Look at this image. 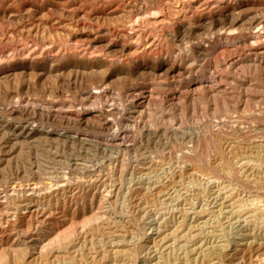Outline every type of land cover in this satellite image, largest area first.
<instances>
[{"label":"rangeland","instance_id":"rangeland-1","mask_svg":"<svg viewBox=\"0 0 264 264\" xmlns=\"http://www.w3.org/2000/svg\"><path fill=\"white\" fill-rule=\"evenodd\" d=\"M202 1L0 0V119L6 117L4 112L9 107L28 102L36 110L22 120L34 119L44 127L84 134L99 142L89 147L79 145V148L78 144L63 146L42 141L26 148L9 165L0 167L1 191L8 190L16 182L17 188L34 183L40 187L38 189L47 188L52 180L63 175L68 177L71 189L67 200H52L44 217L38 215L39 219L32 221L28 231L18 225V198H10L6 206L2 205L4 210L0 207V239L10 235L9 240L0 242L1 264H13L9 259L12 252L5 248L11 241L21 248L26 233L41 229L42 220H62L64 214L67 220L59 231L66 234V243L70 240L69 244L83 247L85 253H93L99 249L98 252L108 251L114 240L120 241V245L126 243V248L133 251V264H140L143 259L150 261L147 264H179L186 246H212L214 257L219 255L220 264H249L258 247V253L264 257V210H260L264 209V72L246 68L240 81L229 86L223 80L224 66L246 54V50H242L243 55L241 50L233 48L218 56L216 61L200 62L198 67L191 69V79L213 76L219 80L217 88L228 95L225 103L202 91H198L202 92L200 98L193 96L159 79L155 73L156 67L167 58L177 63L183 61L175 54L184 46L179 41L184 28L193 30L200 20L208 22L207 18L220 13L213 5L216 0H209L211 13L202 9ZM233 1L226 0L228 8L236 3L235 12L242 9L240 20L244 18L241 23L247 28L252 13L248 12L251 11L249 4L255 0ZM240 2L246 5L241 6ZM255 2L260 3L256 11L258 16L264 18V0ZM230 73L225 74L229 79L233 78ZM75 75L78 79L73 81ZM104 88L107 90L105 96L85 102L90 107L110 105L115 108L112 117L115 127L119 131L126 128L129 131L120 146L104 148L107 142L104 139L110 138V132L96 129L95 123L86 128L67 122L64 115L47 118L45 112L38 111L41 106L44 111L63 107V110L70 108L78 112L85 106L81 93ZM131 88H137L134 94L143 93L148 97L143 113L135 115L134 119L128 113L133 101ZM0 137L1 143L2 134ZM144 167V172L150 176L140 175ZM15 173H18V181L13 180ZM145 186H164L165 191L157 198L139 188ZM105 195L110 197L105 199ZM72 213L75 219H70ZM8 218L10 222L5 223ZM152 219L161 222V228L165 227L161 229V236L173 229H177L175 234L178 235L187 232V235L197 236L192 240L191 236L182 239L170 236L164 243L156 241L144 246L142 236ZM108 227L111 231L106 230ZM64 241L62 244H66ZM234 249L236 254L230 256ZM2 252L9 253V257L5 258L7 253ZM18 253L17 259L22 256V252ZM120 258V263L131 261L125 255ZM56 262L54 264H60Z\"/></svg>","mask_w":264,"mask_h":264},{"label":"bare ground","instance_id":"bare-ground-1","mask_svg":"<svg viewBox=\"0 0 264 264\" xmlns=\"http://www.w3.org/2000/svg\"><path fill=\"white\" fill-rule=\"evenodd\" d=\"M38 1V0H37ZM232 1V0H231ZM235 1V0H234ZM233 1V2H234ZM243 1V0H242ZM256 1V0H255ZM250 2L249 5H251L250 9L252 12L249 16V21L247 22L248 26L247 28L243 27V24L241 23V12L242 9L235 12V10L238 9L237 4L232 3V7L228 8V3L226 0H216L213 5L215 4V8H218L220 13L217 15H212L211 17L207 18L208 22H205L203 20H200L198 24L194 27L193 30H190L188 27L184 28V35L179 37V41L184 44L183 48L181 50L178 48L177 50V56H179L180 60L182 62L177 63L175 59H169L163 61L158 67H156V74H158L159 79H164L168 82V84L177 85L181 89L187 90V92L191 93V95L199 97L200 94L203 92L204 95H210L212 94V98H217L222 103H225L228 101L227 94H225V90H221L217 88V86L220 85L219 80L211 77H196L194 79H191L190 73H192L191 69L198 67V64L200 62H205L208 60H215L223 53H227L230 48H233L235 51L239 50H246V54H242L244 56H239L235 61L232 60V62L229 61L228 65L225 68V74H229L230 72L233 73V78L229 79L227 76L224 75V82H226L229 86L230 84L238 83L240 81L239 77L241 76V73L247 69H252L253 71H260L264 72V18L258 16L257 9L259 8L260 3L258 2ZM211 2V1H210ZM209 0H203L200 4L202 9L207 10L210 12L212 10V6ZM227 3V4H226ZM231 3V2H230ZM242 3V2H240ZM263 3V2H262ZM231 5V4H230ZM239 5V4H238ZM246 5V3H242L241 6ZM240 6V7H241ZM246 9V8H245ZM262 9V8H261ZM198 10V9H197ZM206 11V12H207ZM214 11V10H213ZM260 10V14H261ZM67 13V12H66ZM200 13V12H198ZM203 13V12H202ZM211 13V12H210ZM264 13V12H263ZM207 15V13H205ZM204 15V14H203ZM247 16V15H246ZM263 16V15H262ZM197 17V15H196ZM204 17V16H203ZM200 18V17H199ZM138 19V17H137ZM142 19V18H141ZM197 20V19H196ZM247 20V19H246ZM183 21V20H182ZM181 21V22H182ZM142 22V20H141ZM145 22V21H144ZM193 22V21H192ZM183 23V22H182ZM191 23V22H190ZM196 24V23H194ZM177 26V25H176ZM180 29V28H179ZM183 30V29H182ZM202 31L204 33H202ZM174 33V32H173ZM176 33V32H175ZM179 33V31H178ZM181 35V34H180ZM187 37H186V36ZM172 36V35H171ZM164 37V36H163ZM177 37V36H176ZM191 40H187L190 39ZM176 40V39H174ZM178 40V39H177ZM169 40H167L168 42ZM174 45V44H173ZM178 45V44H177ZM179 46V45H178ZM165 48V47H164ZM174 48V47H173ZM172 50V48H171ZM175 50V49H174ZM20 51V50H19ZM168 51V50H167ZM240 51V52H241ZM15 52V51H14ZM25 52V51H24ZM163 52V48H162ZM20 52H18L19 54ZM30 53V52H29ZM35 53V52H34ZM234 53V52H233ZM21 54V53H20ZM31 54V53H30ZM33 54V53H32ZM156 54V53H155ZM154 54V56H155ZM238 54V52H237ZM165 55V54H164ZM174 55V56H175ZM225 55V54H224ZM239 55V54H238ZM237 55V56H238ZM24 57V55H22ZM35 56V55H34ZM150 56V55H149ZM153 56V57H154ZM157 56V55H156ZM167 56V55H166ZM171 56V55H170ZM173 56V57H174ZM2 57V56H1ZM32 57V56H31ZM48 57V56H47ZM159 57V56H158ZM169 57V56H168ZM172 57V56H171ZM170 57V58H171ZM228 57V56H227ZM25 58V57H24ZM28 58V57H27ZM156 58V57H155ZM164 58V57H163ZM178 58V59H179ZM159 59V58H158ZM177 59V60H178ZM230 59V58H229ZM228 60V59H227ZM32 63V62H31ZM150 63V62H149ZM190 63V64H189ZM227 63V61H226ZM51 64V62H50ZM188 64V65H185ZM16 65V64H15ZM6 66V65H5ZM14 66V65H13ZM95 66V65H94ZM147 66V65H146ZM201 66V64H200ZM50 67V66H49ZM148 67V66H147ZM154 67V66H153ZM31 68V67H30ZM17 69V68H15ZM32 69V68H31ZM74 69V68H73ZM208 69V68H207ZM3 70V69H2ZM52 70V69H51ZM197 70V69H196ZM195 70V71H196ZM209 70V69H208ZM17 71V70H16ZM154 71V70H153ZM252 71V72H253ZM39 72V71H37ZM66 72V71H65ZM194 72V71H193ZM35 73V72H34ZM33 73V74H34ZM49 73V72H48ZM77 73V72H76ZM133 73V72H132ZM205 73V72H204ZM219 73V72H218ZM230 73V75H231ZM11 74V73H10ZM21 74V73H20ZM30 74V73H29ZM41 74V73H40ZM75 74V73H74ZM105 74V73H104ZM187 74V75H185ZM194 74V73H193ZM9 75V74H8ZM42 75V74H41ZM71 75V74H70ZM137 75V74H136ZM10 76V75H9ZM157 77V75H155ZM211 76V75H210ZM2 77V76H0ZM39 77V75H38ZM60 77V76H59ZM154 77V76H153ZM222 77V76H221ZM13 78V77H12ZM11 78V79H12ZM68 78V76L66 77ZM103 78V77H102ZM135 78V77H134ZM15 80V78H13ZM63 79V78H62ZM70 79V78H69ZM78 79L77 75L74 76L73 81H76ZM244 79V78H243ZM17 80V79H16ZM66 80V79H65ZM83 80V79H82ZM158 80V79H157ZM29 81V80H28ZM81 81V80H80ZM85 81V79H84ZM126 81V80H125ZM212 81V85L210 84ZM243 81V80H242ZM6 82V81H5ZM11 82V81H10ZM65 83L64 81H62ZM83 82V81H82ZM223 82V81H222ZM4 83V82H1ZM17 83V82H16ZM69 83V82H68ZM155 83V82H154ZM75 82L73 83V85ZM77 84V83H76ZM104 84V83H103ZM1 85V84H0ZM150 85V84H149ZM222 85V83H221ZM241 85V83L239 84ZM133 86V85H131ZM160 86V85H159ZM12 87V85H11ZM106 87V86H105ZM150 87V86H149ZM161 87V86H160ZM99 88V87H98ZM107 88V87H106ZM106 88L96 91V90H88L85 93H81V101L84 102V107H81L79 111L72 112L69 110H63L62 108H56L52 109L51 111H44L41 106L40 110L42 113H46L47 118H50L55 115H64L63 118L67 122H73L74 124L83 125V126H89L95 123L96 129L98 130H106L110 132L109 139H104L107 142H104L103 146L105 147H113L117 145H121L123 138L125 135L129 133L128 129H122V131H119L115 127V123L113 120V115L115 114V108L106 105L101 107H90L87 105L85 101H88L90 99L98 98L101 96H105L107 94ZM130 88V87H129ZM173 88V87H172ZM225 88V87H224ZM223 89V88H222ZM172 90V89H171ZM174 90V89H173ZM179 90V89H177ZM190 90V91H189ZM5 91V90H4ZM3 91V92H4ZM7 91V90H6ZM137 91V88H131L130 95L133 96V101L130 103L129 108V115L132 119H134L135 115H139L142 112V109L144 108L146 101L148 100L147 95L143 93L134 94V92ZM198 91H202L200 94ZM84 92V91H83ZM152 93V92H151ZM154 93V92H153ZM239 93V92H238ZM242 94V93H241ZM241 94L239 97H245ZM4 95V94H3ZM153 95V94H152ZM175 95V94H174ZM177 96V95H176ZM179 96V94H178ZM190 96V95H189ZM1 97V96H0ZM192 97V96H191ZM233 97V96H232ZM103 98V97H102ZM180 98V97H179ZM184 98V97H183ZM190 98V97H189ZM200 98V97H199ZM210 98V97H209ZM11 99V98H10ZM100 99V98H99ZM175 99V98H174ZM173 99V100H174ZM230 99V98H229ZM24 100V99H23ZM80 101V102H81ZM94 101V100H93ZM217 101V100H216ZM252 101V100H251ZM92 102V101H91ZM179 102V101H178ZM182 102V101H181ZM149 103V102H148ZM95 104V103H94ZM14 105V104H13ZM51 105V104H50ZM81 105V104H79ZM7 108V107H6ZM34 106H30L28 102H26L24 105H17L11 106L7 109V112H4V115L6 114L5 118L0 119V132L3 136V141L0 143V167L1 166H7L9 165L13 160H17V156L20 155L25 151L26 148H29L30 146L45 142L50 144H62L63 146L78 144L81 147L90 146L92 143H98L97 138H88L84 134H78V133H69V132H63V131H57L53 130L48 127H44L43 125H40L36 120H22V117H25L28 113L31 111H35ZM37 113V112H36ZM37 117V116H36ZM43 117V114H42ZM46 118V117H45ZM57 118V117H56ZM60 118V117H59ZM41 119V118H39ZM62 119V118H61ZM48 120V119H47ZM52 122V121H51ZM65 124V123H64ZM78 127V126H77ZM90 127V126H89ZM115 127V129H114ZM63 130V129H62ZM145 130V129H144ZM240 131V130H239ZM142 133V132H141ZM150 133V130H149ZM218 133V132H217ZM0 134V135H1ZM220 134V132H219ZM108 135V134H107ZM106 135V136H107ZM216 135V134H215ZM96 136V135H95ZM217 136V135H216ZM222 136V135H221ZM220 136V137H221ZM224 136V135H223ZM1 138V137H0ZM224 138V137H223ZM1 141V140H0ZM102 143V142H101ZM221 143V142H220ZM126 144V143H125ZM102 145V144H101ZM79 146V148H80ZM88 146V147H89ZM92 146V145H91ZM118 146V147H119ZM87 147V148H88ZM93 147V146H92ZM261 147V146H260ZM102 148V147H101ZM114 148V147H113ZM264 148V147H262ZM261 148V149H262ZM82 149V148H81ZM85 149V148H84ZM118 149V148H117ZM120 149V148H119ZM100 150V148H99ZM102 150V149H101ZM108 150V149H107ZM111 150V149H110ZM263 152V151H262ZM264 153H262L263 155ZM261 155V154H260ZM264 156V155H263ZM20 160V159H18ZM264 160V159H263ZM14 164V163H13ZM249 163H246L248 165ZM261 164V163H260ZM21 166V165H20ZM263 166V165H261ZM264 167V166H263ZM4 168V167H3ZM14 168V167H13ZM251 168V167H250ZM261 169V167H260ZM1 170V169H0ZM18 170V169H16ZM95 170V169H94ZM125 170V169H124ZM132 170V169H131ZM146 170V167L142 170L144 172ZM5 171V170H4ZM262 171V170H261ZM260 171V172H261ZM18 172V171H17ZM140 175L145 177L149 174L146 172L142 173ZM159 172V171H158ZM115 173V172H114ZM10 174V173H9ZM15 178L13 180L18 181V173H15ZM13 175V176H14ZM139 175V176H140ZM154 175V174H153ZM150 176V175H149ZM262 177V176H261ZM142 178V177H140ZM260 178V177H259ZM17 179V180H16ZM98 179V178H95ZM138 179V178H137ZM148 179V177L146 178ZM150 179V177H149ZM77 180V178H76ZM89 180V179H88ZM91 180V179H90ZM106 180V179H105ZM14 181V182H15ZM261 181V180H260ZM9 182V181H8ZM92 182V181H91ZM145 182V181H144ZM19 183V182H18ZM70 181L66 175H63L61 177L55 178V180H52V182L48 185L47 188L38 189L40 187H37L35 183L30 186L26 184V188H17V182L14 183L8 190L1 191L0 190V207L2 205L7 204V201H9L10 198L14 200L13 197L16 199L18 198V211L19 214V227L22 229H28L31 227L32 221L37 218L39 215L42 217L44 215V212L50 209L49 205L50 202L57 198H68V194L71 193V189L69 188ZM96 183V182H95ZM149 183V182H148ZM116 185V184H115ZM157 185V184H156ZM264 185V184H263ZM24 186V185H23ZM110 186V185H109ZM107 187V186H106ZM262 187V186H261ZM141 190H144V193L151 196H156L157 198L159 196H163L165 188L164 186H153L151 188L146 187H139ZM5 189V188H4ZM110 189V188H109ZM75 190V189H74ZM140 190V189H139ZM263 192V191H262ZM21 193V195H19ZM75 194V193H74ZM173 194V193H172ZM72 195V194H71ZM142 195V194H141ZM264 195V192L263 194ZM105 199H108L110 197L109 195H105ZM104 197V196H103ZM71 198V197H70ZM15 199V201H16ZM72 199V198H71ZM151 199V198H150ZM67 200V199H66ZM65 200V201H66ZM264 200V198H263ZM11 201V199H10ZM58 201V200H57ZM64 201V202H65ZM263 202V201H262ZM17 203V202H16ZM55 203V201H54ZM111 203V202H110ZM113 203V202H112ZM10 204V203H9ZM12 204V203H11ZM10 204V205H11ZM108 204V203H107ZM264 204V203H263ZM15 205V203H14ZM13 205V206H14ZM105 205V204H104ZM6 206V205H5ZM263 206V205H262ZM3 207V206H2ZM9 207V206H8ZM16 207V205H15ZM52 207V206H51ZM107 207V206H106ZM264 207V206H263ZM1 209V208H0ZM8 209V208H7ZM14 209V208H13ZM4 210V207L3 209ZM1 210V211H2ZM259 210V208H258ZM264 210V209H260ZM8 211V210H7ZM12 211V210H11ZM105 211V210H104ZM109 211V210H108ZM257 211V210H255ZM17 212V211H16ZM51 212V211H50ZM102 212V211H101ZM18 213V212H17ZM61 213V212H60ZM260 213V212H259ZM262 213V212H261ZM10 214V212H9ZM47 214V213H46ZM72 217L70 219H75L74 213H72ZM104 214V213H102ZM257 214V213H256ZM264 214V213H263ZM11 215V214H10ZM13 215V213H12ZM17 215V214H16ZM65 215V214H64ZM62 215V220H58V218H49L41 221V224L43 225L41 229H35L32 232L26 233L24 240H21V248L18 247L17 242L11 241L12 243L8 244L9 248L12 252L10 255L12 258L8 256L9 253H5L7 256L5 258L12 259L11 262L13 264H54V261H57L60 264H133L132 258L133 257V251H130L128 248H126V243L124 245H120L119 242H111V248L108 251H100V249L96 252H86L84 251L83 247H77L76 245L69 244V242L66 243L64 240L66 238V234H63V232L59 231V228L64 226L66 223V220ZM111 215V214H110ZM254 215V214H252ZM258 215V214H257ZM144 216V215H143ZM262 216V214H261ZM7 217V216H6ZM44 217V216H43ZM125 217V216H124ZM150 217V216H149ZM252 217V216H251ZM256 217V215H255ZM258 217V216H257ZM11 218V216H10ZM64 218V219H63ZM106 218V217H105ZM120 218V217H119ZM127 218V217H126ZM137 218V217H136ZM141 218V217H140ZM39 218H37L38 220ZM104 219V218H103ZM108 219V217H107ZM115 219V218H114ZM129 219V217H128ZM139 219V218H138ZM142 219V218H141ZM15 220V219H14ZM132 220V219H130ZM145 220V219H144ZM153 220V219H152ZM150 221L148 223L149 227L147 229V232L145 235H143V239L141 236L139 238L142 239V242L145 245H148L149 243H155L156 241L159 243H164L168 240V238L171 236L173 238H187L190 237V240L195 239L197 234L193 235H187L186 233H183L181 235L175 234L177 229L171 230V232L167 235L161 236L162 230L164 228H161V222H159L157 219L154 221ZM4 221V220H3ZM13 221V219H12ZM11 221V222H12ZM86 221V220H85ZM103 222L102 220H99V223ZM106 221V219H105ZM110 221V219H109ZM140 222V220H138ZM9 223L10 219L8 218L5 223ZM18 222V221H17ZM38 222V221H35ZM121 222V220L119 221ZM145 222V221H144ZM87 223V222H86ZM104 223V222H103ZM102 223V225H103ZM108 223V222H107ZM110 223V222H109ZM116 221H113L112 224H115ZM125 223V222H124ZM130 223V222H129ZM166 223V221L164 222ZM181 223H183L181 221ZM11 224V223H10ZM34 224V222H33ZM80 224V223H79ZM127 224V223H126ZM144 224V223H142ZM167 224V223H166ZM16 225V224H15ZM116 225V224H115ZM140 225V224H139ZM164 225V224H163ZM33 226V225H32ZM39 226V224H38ZM111 227L110 225H107ZM113 226V225H112ZM118 226V225H117ZM121 226V225H120ZM124 226V225H123ZM122 226V228H123ZM127 226V225H126ZM138 226V225H137ZM144 226V225H142ZM165 226V225H164ZM13 227V226H11ZM76 227V226H75ZM106 227V226H105ZM106 228V230L111 231V228ZM1 228V227H0ZM15 228V227H14ZM36 228V227H35ZM72 228V227H70ZM97 228V226H96ZM98 228H101L100 225ZM139 228V227H138ZM181 228V227H180ZM12 229V228H11ZM22 229L20 231H22ZM24 229V231H25ZM69 229V228H67ZM143 229V228H142ZM40 230V231H39ZM65 231V229H63ZM62 230V231H63ZM89 230V229H88ZM100 230V229H99ZM103 230V229H102ZM114 230V229H113ZM116 230V228H115ZM124 230V228H123ZM126 230V227H125ZM6 231V230H5ZM11 231V230H10ZM14 231V230H13ZM23 231V232H24ZM26 231V232H27ZM30 231V230H29ZM67 231V230H66ZM77 231V230H76ZM98 231V230H97ZM119 231V230H118ZM15 232V231H14ZM85 232V231H84ZM105 232V231H104ZM166 232V231H165ZM169 232V231H168ZM182 232V231H181ZM1 233V232H0ZM7 233V232H6ZM20 233V232H19ZM3 234V232H2ZM17 234V233H16ZM71 235L73 233L70 231ZM81 234V233H80ZM85 234V233H83ZM107 234V233H105ZM119 234V233H118ZM15 235V234H13ZM115 235V234H114ZM9 234L6 237H1L0 242H3L2 240H9ZM18 237V236H17ZM21 237V236H20ZM68 237V236H67ZM71 237V236H70ZM82 237V236H81ZM79 237V238H81ZM87 237V236H86ZM119 238V236H116ZM23 238V237H22ZM72 238V237H71ZM75 238V237H74ZM78 238V239H79ZM84 238V237H83ZM110 238V237H109ZM112 238V237H111ZM17 239V238H15ZM14 239V240H15ZM120 239V238H119ZM118 239V240H119ZM62 240L66 244H62ZM74 240V239H73ZM105 240V239H104ZM125 240V239H123ZM19 241V239H18ZM140 241V240H139ZM264 241V240H263ZM262 241V242H263ZM73 242V241H72ZM86 242V241H85ZM124 242V241H123ZM156 242V243H157ZM221 242V241H220ZM256 242V241H255ZM122 243V242H121ZM248 242L247 244H249ZM264 243V242H263ZM82 244V243H81ZM224 244V243H223ZM253 245V243H251ZM249 244V245H251ZM259 244V243H258ZM108 245V244H106ZM133 245V244H132ZM140 245V244H139ZM173 245V244H172ZM222 245V244H221ZM263 245V244H259ZM23 246V247H22ZM85 246V245H84ZM152 247L151 245H149ZM157 246V245H155ZM225 246V245H224ZM240 246V245H239ZM244 246V245H243ZM264 246V245H263ZM262 246V248H263ZM3 247V246H2ZM18 247V248H17ZM135 247V246H134ZM242 247V246H241ZM253 247V246H252ZM258 247V246H257ZM86 248V247H85ZM90 248V247H89ZM145 248V247H143ZM149 248V247H148ZM260 247V249L262 250ZM4 249V248H3ZM87 249V248H86ZM85 249V250H86ZM134 249V248H133ZM147 249V248H146ZM241 249V248H239ZM247 249H250L249 246ZM256 249V256L253 258L249 264H264V257L259 252V247ZM254 249V250H255ZM6 250V249H5ZM91 250V248H90ZM95 250V249H94ZM97 250V249H96ZM142 250V249H141ZM228 250V249H227ZM242 250V249H241ZM250 250L253 249L251 248ZM22 252L21 258L17 259L16 253ZM148 251V249H147ZM236 250H232V253L230 252V256L236 254ZM240 251V250H239ZM264 253V250H262ZM16 252V253H14ZM255 252V251H254ZM229 253V252H228ZM262 253V252H261ZM19 254V253H18ZM218 254V253H217ZM239 254V252H238ZM121 255L128 256L130 263L127 262H119V258ZM216 255V254H215ZM214 255V251L212 250V246L202 248L201 246L198 247H188L186 246L184 248L183 258L182 262L179 264H220L219 255L216 257ZM227 255V254H226ZM253 255V253H252ZM20 256V255H19ZM143 256V255H142ZM141 256V257H142ZM151 256V255H150ZM222 256V255H221ZM228 256V255H227ZM3 259V255L0 256ZM124 257V256H123ZM169 257V256H168ZM238 257V255H237ZM243 257V256H242ZM144 258V257H143ZM229 258V257H228ZM241 258V257H240ZM1 259V258H0ZM1 259V260H2ZM106 259H110L109 261H105ZM121 259V258H120ZM230 259V258H229ZM234 259V258H232ZM0 260V261H1ZM123 260V259H122ZM151 260V259H150ZM181 260V259H180ZM3 261V260H2ZM134 261V260H133ZM5 262V261H4ZM56 262V263H57ZM140 264H147L148 260L143 259L139 261ZM165 262V261H164ZM179 262V261H178ZM238 262V261H237ZM8 263V262H7ZM157 263V262H156ZM155 263V264H156ZM224 263V262H222ZM221 263V264H222ZM228 263V262H227ZM1 264V263H0ZM6 264V262H5ZM136 264V263H135ZM159 264V263H157ZM161 264V263H160ZM171 264V263H170ZM226 264V262H225ZM232 264V263H231ZM236 264V262H235Z\"/></svg>","mask_w":264,"mask_h":264}]
</instances>
